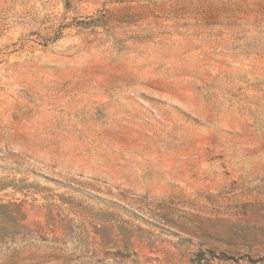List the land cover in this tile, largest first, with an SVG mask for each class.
<instances>
[{
    "label": "rangeland",
    "instance_id": "374dc122",
    "mask_svg": "<svg viewBox=\"0 0 264 264\" xmlns=\"http://www.w3.org/2000/svg\"><path fill=\"white\" fill-rule=\"evenodd\" d=\"M0 264H264V0H0Z\"/></svg>",
    "mask_w": 264,
    "mask_h": 264
}]
</instances>
